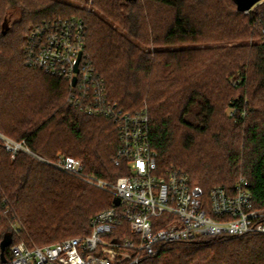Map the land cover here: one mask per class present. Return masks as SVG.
Listing matches in <instances>:
<instances>
[{"label": "trees", "instance_id": "trees-1", "mask_svg": "<svg viewBox=\"0 0 264 264\" xmlns=\"http://www.w3.org/2000/svg\"><path fill=\"white\" fill-rule=\"evenodd\" d=\"M66 19L86 24L84 59L110 99L147 110L162 167L183 171L207 197L244 177L264 210V1L245 13L233 0H0V135L115 181L127 174L113 162L116 125L72 106L68 82L26 63L31 31ZM113 201L33 155L13 159L0 138V264L15 217L27 234L14 236L6 264L21 241L45 247L89 235ZM140 264H264V236L175 243Z\"/></svg>", "mask_w": 264, "mask_h": 264}, {"label": "built area", "instance_id": "built-area-1", "mask_svg": "<svg viewBox=\"0 0 264 264\" xmlns=\"http://www.w3.org/2000/svg\"><path fill=\"white\" fill-rule=\"evenodd\" d=\"M86 40L87 26L81 19L45 23L27 37L26 63L68 82L72 106L116 125L119 147L113 162L116 166L124 164L127 174L115 181L102 179L88 174L79 159L63 155L56 160L42 159L25 142L0 138L13 159L21 151L33 155L108 192L120 204L116 206L113 201L111 208L97 214L89 235L45 247L24 241L14 244L10 264H140L175 243L206 237L264 236V210L257 209L246 178H240L230 190L215 187L207 197L186 173L161 166L151 145L147 110L128 112L110 99L105 81L84 59ZM12 229L14 236L22 232L16 217Z\"/></svg>", "mask_w": 264, "mask_h": 264}, {"label": "water", "instance_id": "water-1", "mask_svg": "<svg viewBox=\"0 0 264 264\" xmlns=\"http://www.w3.org/2000/svg\"><path fill=\"white\" fill-rule=\"evenodd\" d=\"M263 1L264 0H233V2L237 6L238 11L245 12V13L249 12L253 7H255L256 5L260 4ZM81 58H82V54L79 56L76 66H75L76 73H78L79 71L78 66L81 61ZM76 82H77V79L74 78L73 85H76ZM114 204L118 206L120 204V200L115 199ZM13 238H14V234L12 232L7 233L4 237V240L1 243V259L4 264L8 262L5 253H6V249L13 243Z\"/></svg>", "mask_w": 264, "mask_h": 264}, {"label": "rangeland", "instance_id": "rangeland-1", "mask_svg": "<svg viewBox=\"0 0 264 264\" xmlns=\"http://www.w3.org/2000/svg\"><path fill=\"white\" fill-rule=\"evenodd\" d=\"M262 3H263V2H261L260 4H262ZM91 4H92V3H91V1H90V4H87V5H86V8L89 9V10L92 9ZM15 19H16V18H15ZM153 49H154V47H151V50H152V51H153ZM225 111H226V113H229V110H228V109H226ZM177 132H178L179 136H181V135H183V134L185 133V131L182 130V129H180V130L178 129ZM79 180H80V179H79ZM84 183H85V182H84ZM89 186H90V185H89ZM90 187L95 188V187H93V186H90ZM95 189H98V188H95ZM98 190H100V189H98ZM101 191H102V190H101ZM4 200L6 201L7 199L4 198ZM10 204H11V203H10ZM11 207H12V204H11ZM18 219L20 220L19 217H18ZM20 222L22 223L21 220H20ZM22 231H23V232H20V235L23 234V233H26V234H27V232H26V228H25V226H24L23 224H22ZM29 243H30V245H36V246H37V244H35V243L32 242V241H30ZM52 244H54V243H52ZM48 245H49V244H48Z\"/></svg>", "mask_w": 264, "mask_h": 264}]
</instances>
